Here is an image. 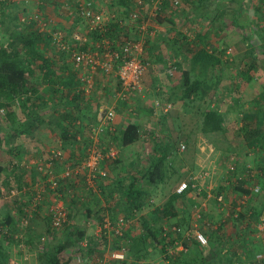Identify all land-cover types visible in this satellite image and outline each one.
Here are the masks:
<instances>
[{"label":"crops","instance_id":"obj_1","mask_svg":"<svg viewBox=\"0 0 264 264\" xmlns=\"http://www.w3.org/2000/svg\"><path fill=\"white\" fill-rule=\"evenodd\" d=\"M23 1L25 4V0H6L7 4L11 5V10L14 3L21 5ZM91 1L94 3L95 8L101 10L105 7L110 8V6L104 5V0ZM227 1L231 2V0H226V3H228ZM29 2L36 11L41 12L45 17L51 18L57 28L66 32L74 29L78 30L77 26L81 20L77 16H72L69 12L75 6L74 0H29ZM110 2L112 3L110 5L119 8L117 14L120 15L121 12L122 17H124V28L131 33V35L128 34L130 37H134L133 32L135 30L125 21L128 1L125 5L120 4L119 0H111ZM260 3H262L263 9L260 8ZM179 4L180 7L176 10L174 8L163 7L160 10V14L156 17L157 21L153 19L149 21L147 27L148 35L145 38L144 60L149 66L148 70L149 68L155 67V71L143 75L141 89L138 93L139 95L141 94L140 97L137 94L131 93L128 95V99L122 102V100L115 97V93L119 92L116 79L111 76H103L102 74L100 76L98 74L93 75L95 82L94 91L96 92L95 102L98 104V111L102 106L105 107L111 104L109 103L111 102L109 100L111 97L113 98V103L116 102V107L111 105L114 107L115 112L112 121L115 132L113 134L104 133L99 136V144L102 147L107 146L110 149H115L113 147L115 146L113 137L114 135L116 137L128 122H135L140 125V132H143L141 133L140 140L145 137L149 139L150 136H153L151 130L157 128L156 122L159 120L162 123V119L164 120L165 118L172 119L170 116L171 112L179 114L183 111L200 115L207 107L220 108L224 113L225 129L230 130L232 134H235V131L239 134L238 131L243 126L241 114L257 115L260 111H264V17L258 14V12L264 13V0H251V21L248 20L249 24L247 25H244V23L240 25V10L232 9L228 6L225 7L224 0H181ZM244 7L248 8L247 0ZM6 14V12L0 9V38L9 32V28L5 30V24L8 25V23H5ZM256 14L260 17L259 24L257 23L258 21H255ZM244 16L249 17L248 12ZM151 21L152 23H150ZM240 32L243 35H239L241 34ZM228 48L231 49L229 53ZM44 49V57L47 61L45 64H39L49 66L51 63L56 70L59 69L58 72L60 75L64 73L61 70L62 68L64 71L72 70L68 57L49 50L47 47ZM197 49H204L209 52L211 50L220 52V65L218 71L214 74L215 77L211 80H205L206 83L217 81L218 87L217 90L208 92L207 94H202L204 90L201 87L200 91H197L193 95V101L184 104L178 100V97L182 93L181 72L190 70L191 58ZM251 59L253 60L251 61ZM251 63L255 64L252 70ZM165 65L169 66L170 70H172L171 72L169 70L168 74H166ZM260 67L263 69L261 74L258 72L261 71ZM35 68L36 74L32 73L33 75H30L29 78L30 83L36 86L37 95L40 97H47V95L53 97L51 94H54V92H51V85L49 83L51 78L46 79V69L43 68L44 70L42 69L40 71L37 67ZM235 68H238L237 72ZM190 77L192 79L194 78L192 75ZM74 86L77 88L76 80ZM97 87L99 88L98 90ZM202 95L204 97H201ZM46 97L43 100L46 101ZM53 100V103L47 104L46 107L41 104V107H44V110L42 109L41 112L44 123L36 131L28 135L26 133V135L22 136L18 131L20 129L18 127L22 124L21 121L25 119L22 111L14 110L16 121L14 123L10 121L6 123L7 130H11L10 132H14L15 134L19 133L18 137H8L6 140L7 146L4 143L0 151L1 156L6 159L3 163L5 169L2 175L3 177H0L2 178L1 180L5 181L13 173L16 178L12 176L14 182L8 184L7 187L10 188L12 186L21 192L23 189H30L36 183L35 181H37L38 175L34 173L32 166L27 168L19 166L17 163L27 164L33 160H46L50 148L53 146L51 145L50 147V142L53 143L50 140V136L56 138L51 134V130H55V134H59V130L54 124L64 125V121L60 116L64 114L65 105L63 107V105L61 106L55 100L58 107L55 106L54 108L55 104ZM156 100L160 102L161 106L169 105L170 109L164 112L162 107H154ZM88 101L89 99L87 97H82L79 106L81 108L88 106ZM104 101L106 102L104 103ZM53 110L55 111V116L54 122L52 123L49 120L52 119L50 115L51 112L53 113ZM89 111L84 112V118L81 121V125L79 124V132L75 133L77 142L81 138L83 140L87 134L89 135L91 128L97 125V119L95 118V121H93ZM116 111L118 112L117 114ZM125 111H129L130 114L126 113L124 115ZM234 113L237 114L236 117H234ZM160 114L164 116H158ZM238 119H240V122H237ZM41 132L43 133L41 134ZM231 136V134L229 135L227 133L225 138H222L221 144H234V139H230ZM242 142L240 140L239 144ZM57 144L59 145L60 141H57ZM80 146L81 143L75 148L72 147L73 149L70 148V150L74 152L73 154L77 155L78 149H81ZM64 152V156L68 157L69 150H64ZM115 152L117 153L118 151ZM221 155L218 154L222 158ZM258 155L259 153L257 152L256 156L258 158H254V154V159L252 160L253 166L255 168V166L259 165L261 170H257L256 173H259V171L262 173L263 171L264 174V157L262 158ZM71 159V162H74V160L78 161L76 156ZM80 161L82 162V160ZM130 164H132L131 171L132 169H136V158L132 157L127 166H130ZM127 166L126 168L123 166L120 169L121 177L124 178L123 183L125 184L128 183L129 179V174L126 172ZM192 168V165H189L188 169L191 170ZM55 170L60 172L61 167L56 166ZM216 173L219 172L205 173V175L210 176ZM115 178V172L108 167V178L96 183L93 188H87L80 180L74 182L72 189L73 196L71 200L65 203L68 212V221L62 229L56 232L54 244L65 242L70 238L75 239L79 237V234L82 235L81 238L83 239L74 245V247L61 253L60 259L65 264H100L97 262V258L106 257L107 254L118 249L122 250V247L125 249L124 260L107 262V264H186L191 260L194 262L202 257L208 256H212L215 259L211 264H226L227 260L232 264H250L251 256H255L257 252L263 251L264 249V228L259 227V223L256 222H252L247 228V225L240 219H237L236 214L240 212L244 216L245 210L249 209L250 206L253 207L255 206L254 204L264 203V198H261V196L256 197L254 203H249L245 206L246 202L244 203L242 199H239L237 197L238 195L235 193H227L228 188H230L227 181H224L223 184L218 182L221 186L213 188L215 184L214 186H208L207 184H203L204 181L202 180L203 183L202 181L197 182L199 188H201V192L197 195L196 190H192L188 194L194 200V210H187L182 203L177 201L176 216L165 221L154 222L152 221L154 215H151L150 211L160 209L165 201L162 204L156 203L153 206L152 204L145 205L141 210L136 211L126 218V202L115 193L111 197L107 196V190L111 188V184H113L112 182L115 181ZM159 185L155 186L154 190L160 189ZM209 188L212 190L215 189L216 192L220 188L223 189L224 191L222 192L226 193L225 196L228 200L224 201L220 206L215 204L213 200L206 199L202 192L207 193ZM31 197V193L29 194L28 192L26 195L20 194L19 197H14V201L21 202L23 205L20 204V208L23 209L29 205L28 200ZM47 197L48 193L45 195L43 205L39 209L40 211L37 209L39 212L32 214L30 223L28 222V225H30L29 228L32 224L38 223V220L42 219L45 222L44 216H46L48 204ZM12 199H9L10 205L8 204L6 206L4 215L11 214V223L13 221V223L19 225L17 220L19 222L21 218L18 219L15 217V213L19 209L17 211L16 209L12 210L13 207L17 206L14 205L15 203L12 204ZM232 201H236V204L239 206L232 207L230 204ZM242 206H244L243 209ZM120 218L127 221L123 231V239L116 238L113 234L105 236L100 234L99 228L104 219H107L113 224ZM143 222H150V227L154 228L153 236L148 240H145V238L140 239V236H144L146 233L143 230ZM67 226L72 228V235L65 231ZM173 227H178L177 229L179 231H170ZM160 231L162 235H160ZM195 231L201 232L206 236L207 245L205 247H201L196 241L194 237ZM46 234L44 233L39 238L36 235L28 236L25 233L23 237L25 240L30 239V242H33V239H39L40 241L42 238L47 240L49 235L46 237ZM163 236H166L164 242H167V245H164V249L161 248V237ZM23 244L24 247L22 246L18 249L14 245L6 244L10 250L9 264H38L37 255L43 245L40 248L31 250L27 246L29 244L26 241H23ZM145 245L151 249L148 248V252L144 254L142 253V246ZM155 250L157 253H155Z\"/></svg>","mask_w":264,"mask_h":264},{"label":"trees","instance_id":"obj_2","mask_svg":"<svg viewBox=\"0 0 264 264\" xmlns=\"http://www.w3.org/2000/svg\"><path fill=\"white\" fill-rule=\"evenodd\" d=\"M120 4H124L127 2L126 0H119ZM181 2V0H179ZM21 5H24V1L21 3ZM1 10L6 12L5 16V30L10 28L11 26L18 29L19 26H17V23H19L22 18H28L32 17L31 13L28 12L27 9L24 8V6H20L18 3H14L12 6V10L10 9L11 5L7 4L6 0H2L0 2ZM163 7L167 8H174V10L179 9L180 4L176 7H173L169 5V3L164 4L161 6L160 10ZM126 9H128V2L126 5ZM160 10L158 15L160 14ZM39 12V11H38ZM225 12V11H224ZM258 12V11H257ZM259 15L264 17V13L258 12ZM256 14L255 21H258L259 24V15ZM157 15V16H158ZM241 15V12H240ZM39 17H43V14L39 12ZM156 16V17H157ZM156 17L153 19L155 21ZM73 19V17H72ZM4 23V22H3ZM249 24L248 21L244 23V25ZM15 29V30H16ZM6 32V31H5ZM14 33V36H8L7 42L5 44H0V109L3 110V117L0 116V151L2 150V147L5 143L7 146V138H14L18 137V134L20 133L22 136L27 135L33 131H36L42 123H44L43 115L40 111L37 109L41 108V104L39 103L42 101L40 100L41 97L37 95V89L36 86L30 83V75H33L32 73L36 74V68L37 67L40 71L44 68L45 70V76L46 79H50L49 81L52 90L51 92H54L53 97H49L48 101L43 104L44 107L47 106L48 102L52 103V100L54 101V108L55 106L58 107L57 102L64 108V114L61 117V119L64 121V125L55 123V127L59 130V134H55V130H51V134L54 135L58 141H60L61 149L63 154L65 153L64 150H69L68 157L65 156V160L69 162L72 165L79 164L83 159L85 158L86 151L91 147V141L89 138V135L87 134L83 140H79V142L76 141L75 133L79 132V126L81 125V121L84 118V112L89 111V114L93 118L92 120L95 121V118L97 119L98 114V104L93 101V98L90 100V97L83 93L82 90L77 89L81 83L78 79V73L76 70L72 69L70 71H64L63 70L61 75L59 74V69L56 70V68L50 63L49 66L47 65H41L39 63L45 64L46 58L45 55V47H47L49 50H52L54 52H57L55 48L50 44V37L47 36L46 33H41L35 23L34 20H31L30 22L25 25V30L20 31V34ZM124 35L128 39H138V35L136 32H133L135 35L134 37H130V32H128L127 29H125L123 26H119L117 23H110L108 26V30L105 33V37L108 40H111L113 37L117 35ZM129 34V35H128ZM99 36V35H98ZM97 35L93 36V40L98 39ZM175 43V42H174ZM146 46V44H145ZM145 48V47H144ZM59 53V52H58ZM64 55V54H63ZM220 52L211 50L210 52L204 49H197L195 53H193L191 62H190V70L188 71H182L181 72V85H182V93L181 96L178 97L179 101H182L184 104L191 103L193 101V95L197 93V91H200V88H203L202 94H207L208 92L217 90L218 82H207L205 80H211L214 78V74L218 71V67L220 65L219 60ZM253 59H251L252 61ZM33 67V68H32ZM255 67V64L251 63V70ZM43 69V70H44ZM39 70H37L39 72ZM60 70V71H61ZM190 75L194 76L192 79ZM76 80V87L74 86V82ZM225 91V90H223ZM217 93V91H216ZM85 96L88 101V106H85L81 108L79 106L80 100L82 97ZM201 97H204L203 95ZM39 103H36V102ZM125 102V101H122ZM160 104V102H159ZM14 105H16V108L23 112L25 115L24 121H21L20 129H18L19 133L15 134L14 132H10L11 130H7L6 123L12 122L14 123L16 121V117L14 114ZM42 106V108H44ZM93 108V110H92ZM56 110V109H55ZM151 112V111H150ZM262 113V114H260ZM47 115V114H46ZM54 116L55 111L53 110V113L51 112L50 115V122H54ZM201 120L199 121L198 131L205 137L212 136L215 134H219L222 137L226 136V129H225V122H224V113L219 108H211L207 107L205 111H203L200 115ZM241 120L243 126L238 131V135L241 140L243 141L239 145H244L248 152L252 151L255 152L254 154L259 153L258 156L264 154V111H260L257 115H250V114H241ZM25 123V124H23ZM78 126H77V125ZM80 124V125H79ZM13 129V128H12ZM115 132V130H114ZM114 132H107L108 134H113ZM140 125L135 122H128L124 127L119 131V133L114 135L113 141L114 144L117 146V154L114 160L106 161L107 170L108 167L113 172H116L115 170L119 168L120 163V151L127 147L134 146L137 142L140 141ZM241 135V136H240ZM176 141V140H175ZM185 142V139H183ZM217 141V140H215ZM215 141H211L212 143ZM222 141V140H221ZM177 142V141H176ZM81 143L80 150L78 149V154H73L74 152L70 150V148H75L79 146ZM221 143V142H220ZM154 148H152V153L148 157V165L146 168L142 170H132V164L130 166H127V171L129 174L128 183H123L124 178L121 177V173L117 174L115 181H113L111 184V188L108 189L107 196L111 197L114 193L120 197L123 201L126 202V209H125V217L127 218L129 215L134 214L136 211L141 210L145 205H151L152 201V193L157 185H161L167 182L169 179L168 174V168L171 167V164H167V156L169 153L168 151H173L174 144H163L162 142H155ZM225 144V147L222 149L217 146V144H214V150L220 151V155L224 159H229V155L232 154L234 151L231 148L230 145L227 143ZM5 146V147H6ZM72 148V149H73ZM116 148V147H115ZM6 149V148H5ZM108 150L107 146L101 147V151L104 153ZM247 152V157H249V163L242 165L241 174L244 171V174L247 172V165L252 164L253 165V159L258 158L256 155L255 157L253 155H249ZM76 156L78 161L71 162V158ZM253 156V157H251ZM221 158V159H222ZM6 159L1 156L0 154V176L3 177L5 165L3 164ZM231 164H236L237 161L230 158ZM19 164V163H17ZM264 167V164H263ZM123 168V165L121 166ZM126 168V167H125ZM251 169L256 172L257 170H261L260 166H251ZM173 170V168H172ZM124 171V169H123ZM235 172V171H233ZM231 174H236L235 173ZM36 173V172H34ZM172 173V172H171ZM14 173L12 176L14 177ZM263 171L262 173L259 171L257 173V184L260 187V192L258 195H254L250 193V190L248 188L249 179L244 180H238L237 178V184H230V188H228L229 194L235 193L238 195L239 199H242L244 201L245 206H247L249 203H254L256 200V197L261 196V198H264V180L263 178ZM9 177L8 179L1 180L0 179V187L9 190L8 184L14 182V178ZM32 176V175H31ZM206 178V177H205ZM205 178H200L199 181L204 180ZM16 179V178H15ZM17 181V180H16ZM191 182V181H190ZM193 182V181H192ZM179 184V183H178ZM164 187V186H163ZM175 190V189H174ZM172 191L169 193L168 197L166 198L163 205H161L160 209H154L150 211L151 215L153 216L154 222L156 221H165L169 218H172L176 216V203L179 201L182 203V198L175 194V191ZM191 189L187 190L185 194L190 192ZM203 191V190H202ZM223 189H219L216 195H223L224 201H227L228 199L225 197ZM197 192V191H196ZM201 192V191H199ZM197 192V195L198 193ZM31 192H29L30 194ZM203 196L206 198V193L202 192ZM251 195V196H250ZM2 194L0 190V201L2 200ZM244 196V197H243ZM250 196V197H249ZM255 197V198H252ZM44 201V200H43ZM43 201L39 202L37 204L36 210L33 213L39 212L40 208L43 205ZM214 201V200H213ZM12 204H14L16 207H13V209H16L19 216H24L23 209L20 208V204L23 205L21 202H15L14 198L12 199ZM31 202V200H28V204ZM48 202V200H47ZM215 204L216 201H214ZM236 201H232L231 206L237 207L239 205L236 204ZM255 206L249 207V209L245 210V215L241 214L240 212L237 214V219H240L245 225H247V228L251 225L252 222L259 223L260 217L264 214V203H257L254 204ZM244 206H242L243 209ZM39 211H38V210ZM235 212V211H234ZM233 212V213H234ZM11 214H6L2 218L0 217V225H2V229H0V264H9L10 250L8 249V246L6 244H10L11 246L14 245L18 249V245L20 243L19 239H15L14 236L18 235V227L19 225L11 223L12 217ZM16 215V213H15ZM234 215V214H233ZM46 218V216H44ZM45 224L49 228L48 224V218H46ZM247 221V222H246ZM179 228L180 226L177 225ZM6 227L5 229H3ZM177 227V228H178ZM66 232H69L70 235H72V228L67 226L65 228ZM143 230L146 231L144 236H140L141 238H145V240H148L153 236V230L154 228L150 227V222H143ZM75 231V230H74ZM53 232H57L54 231ZM162 232L160 231V235ZM75 234V233H73ZM47 235V234H46ZM82 235L79 234V237H76L75 239H67L65 242H61L58 244H46V246L41 247L40 252L37 255V261L38 264H65L64 261L62 262L60 259V255L63 251L74 247L80 240ZM124 233L122 237L116 236V238L123 239ZM166 237V236H165ZM164 236L161 237V248L164 249V245H167V242H164ZM39 240V239H38ZM144 240V241H145ZM23 241H26V243L30 244V239L21 240V243ZM9 245V246H10ZM200 256V254H199ZM215 260L212 258V256L208 257H202L198 261H194L193 264H211L212 261ZM187 264V263H186ZM226 264H232L229 260H227ZM250 264H264V259L257 260L255 256H251Z\"/></svg>","mask_w":264,"mask_h":264},{"label":"built area","instance_id":"obj_3","mask_svg":"<svg viewBox=\"0 0 264 264\" xmlns=\"http://www.w3.org/2000/svg\"><path fill=\"white\" fill-rule=\"evenodd\" d=\"M127 1L128 9L126 19L129 26L138 35V39L136 40L128 39L121 34L108 40L105 37V33L108 30L109 24L117 23L119 26L124 27L125 23L118 20L113 14L95 8L91 0H74L75 6L70 10V13L76 15L85 26L84 33L75 30L66 35L58 28L50 29L48 26H51V24L46 23L47 21H40L38 15L33 17L39 31L46 33L50 37V44L57 52L66 55L71 63L72 69L79 72L78 79L81 83L79 90H82L86 95L93 88V82L90 77L95 70H98L104 76H111L116 79L119 92L115 93V97L118 99L126 101L129 94L138 93L141 89L143 75L148 67L147 62L144 60V46L145 38L148 35L147 27L149 21L158 15L161 6L164 4L169 3L173 7L179 5V0ZM146 8L148 10L147 12ZM94 35H99L97 40H93ZM154 107H162L164 112L170 108L169 105L161 106L157 101L154 103ZM3 114V110L0 109V116L3 117ZM114 115L113 106L99 109L97 125L91 128L89 133L91 147L86 151L85 158L81 163L72 165L67 162L61 147L56 146L49 151L45 161H30L27 164H18L19 166L27 168L32 166L33 171L38 175L37 182L30 189L26 188L21 192L16 189H9L7 191L0 187L2 199L7 198L8 200L20 194L26 195V193L31 192V202L22 210L24 216L21 217L18 223L20 227H27L28 221L36 210L37 204L43 201L45 195L48 193L46 218H48L49 228L52 231L62 229L68 221V212L65 203L71 200L73 196L72 189L74 182L80 180L87 188H93L96 183L108 178V170L105 165L106 161L114 160L117 153L110 148L103 153L101 151L102 146L99 144V136L107 132H114L112 126ZM183 150L184 145L179 144L178 151L182 152ZM56 166L61 167L59 173L55 170ZM246 168L247 172L244 177L253 179L257 173L249 165ZM233 170L234 168L230 166L229 171ZM200 178L204 177L201 176ZM241 179V177L238 178V180ZM248 188L250 193L254 195H258L260 192V187L257 182L250 183ZM189 189L191 191H201L195 178H190L186 182H180L174 191L175 194L182 198V204L187 210H194V200L188 195L189 192L185 194ZM207 198L210 199V195L206 193ZM213 200L220 206L224 202L223 195H215ZM126 224L127 221L123 218L118 219L113 224L107 219H104L99 231L103 236L113 234V236L122 237ZM259 225V227L264 228V214L259 219ZM0 229H2V225H0ZM170 231L178 232L179 230L173 227ZM194 237L201 247L207 245V238L203 233L195 231ZM14 238L20 240L17 247L21 248L23 246V243H21L23 233L18 231V235H15ZM43 241L44 239L41 238V242ZM124 254L125 249L122 247V250L118 249L117 251L110 252L106 257L97 258V262L107 264V262L123 261ZM255 258L257 260L264 259V249L263 251L257 252Z\"/></svg>","mask_w":264,"mask_h":264},{"label":"rangeland","instance_id":"obj_4","mask_svg":"<svg viewBox=\"0 0 264 264\" xmlns=\"http://www.w3.org/2000/svg\"><path fill=\"white\" fill-rule=\"evenodd\" d=\"M254 1H258V0H254ZM227 2L228 3H226V0H224L225 7L228 6L232 9H239L240 10V12H241V16H240V12H239V16L241 17L240 18V25H243L242 23H245L248 20L251 21V0H247L248 8L244 7L246 0H231V2H229V1H227ZM103 3L105 6H107V5L110 6V8L105 7L103 9L105 12L110 13V11H111L110 14H113L118 20H120L121 22L122 21L124 22V20H123L124 17H122L121 12H120L121 16L117 14V11H119L118 7L115 8L113 5H110L112 3L108 0H104ZM260 4H261L260 8L263 9L262 3H260ZM23 6L25 7V9L28 10L29 13L32 14L31 15L32 17L22 18V20L19 23H17V26H19L18 29L11 26L9 28V32L7 34H4L0 38V44H5L7 42L8 36H14V33L20 34L21 29H22V31H24L25 25H27L28 22L33 20L34 16L39 15V12L36 11L35 8L30 5L29 0H25V4ZM246 12H248L249 17L244 16V14ZM72 16L76 17V15H72ZM225 16H226V13H225ZM38 19L42 22L47 21L46 23L51 24V26H48L50 29L57 28L53 24L51 18L43 16V17H39ZM245 19H246V21H244ZM125 21H127L126 18H125ZM75 27H76V25H75ZM77 27H78L77 31H79L81 33L85 32V26L83 25L82 22L78 23ZM58 29H60V28H58ZM46 30H49V29H46ZM60 30L64 34L68 35V34L72 33L73 31H75L76 29L71 30L70 32L69 31L66 32L62 29H60ZM240 33L241 34H239V35H243L242 32H240ZM227 50H228V53L231 52L230 48H228ZM51 58H53V57H51ZM247 60H248V58H247ZM148 67L146 69L145 74L146 73L148 74L149 72L153 73L155 71L154 70L155 67L149 68V70H148ZM164 68H165L166 74H168L170 67L165 65ZM235 69L237 72L238 68H235ZM260 70L261 71H258V72L261 74L263 72V69L260 67ZM160 71H161V69H160ZM171 71L172 70H170L169 72H171ZM83 74H84V72H83ZM95 74H98V76H100V74H102V73L99 72L98 70H95L94 73H92V76L90 77L92 82H93V88H92L91 92L87 94V96L91 97L90 100L93 98V101H96V92L94 91L95 82L93 79V75H95ZM98 89L99 88L97 87V90ZM138 93H136V94L140 97L141 94L139 95ZM48 96L49 95H47V97L42 96L40 99L42 101L40 103L37 101L36 103H39V105L46 103V101H48V99H49ZM45 97L47 98L46 101L43 100V98H45ZM83 97H85V96H83ZM109 100H111V102H109L111 104L106 105L105 107L102 106L101 108H108V106L110 107L111 105H114V107H116V104H115L116 102L113 103V98L111 97ZM109 100H106V101H109ZM106 101H104V103ZM157 102H159V101H157ZM50 103H51V101H50ZM50 103L48 102V104H50ZM14 106H15L14 110L19 111V109L16 108V105H14ZM42 109L43 108L41 107L37 110L42 112ZM117 113L118 112L116 111V114ZM126 113L130 114L129 111H125L124 115H126ZM260 114H262V113H260ZM198 115L199 114H192V113L183 112V111L180 112L179 114L171 112L170 116L172 117V119L165 118L164 120L162 119V123L159 120L156 122L157 128L155 130H153V129L151 130V132H153V136H150L149 139H147V137L141 138V140L139 142H137L134 146L127 147L125 150L120 151V158H122V159H120L121 164L119 165V168H117L115 171L117 173L118 172L120 173V169H122L121 166L123 165L125 168L129 164V160L132 157L136 158V161H137V168L136 169L139 171L140 169L142 170V169L147 167L148 157L152 153V150H153L152 148H154L153 143L162 142L163 144L167 145V144H171V143L174 144V142H175L174 149H173V151H171V150L168 151L169 153H167L168 156H167V160H166L167 164L168 163L171 164V167L173 168V170H172V168L170 169V167H169L168 168V174H167L169 176V179L167 180V182L164 183V185L163 184L159 185L160 189L153 190V193H152L153 197H152V202H151L152 206L156 205V203L162 204L166 200V198L168 197L169 193L172 192L174 189H176L178 183H180L182 181L186 182V180H189L190 178H195V180H197V182H198L201 176L204 178L206 177L207 179L205 178L203 180L204 183H203V181H202V183L205 185L207 184L208 186H214V184H215V187H213V188H218L219 186H221L220 184H218V182L223 184L224 181H227L228 183L230 182V184L235 185L238 177H241L242 178L241 180L249 179L248 183H250V182L255 183L256 182V180H255V179H257L256 176L254 177L255 179H251V178H247V177L245 178L244 177L245 176L244 171L241 174L242 165L245 163L246 164L249 163V160H248L249 157H247L248 149L244 145H239V141L241 139L239 138L238 135H236V131H235V134L234 133L232 134L230 132V130L226 131V134L229 133V135L230 134L232 135L230 137V139H234V144L233 143L228 144L231 146V148L233 149L234 152L229 155L230 156L229 159H227V158L221 159V157L218 156V154H220L221 152L214 150V145L211 143V141L217 140L213 143H216L217 146L222 149L223 147H225V144L220 143V142H222L221 140L223 137L219 134H215V135L208 136V137L203 136L198 131V126H199L198 120L200 119ZM236 115L237 114L234 113V117H236ZM155 116H157V115H155ZM158 116H164V115L160 114ZM237 122H240V119H238ZM160 124H162V125L159 126ZM233 126H235V125L233 124ZM42 133L43 132H41V134ZM183 139H185V142L183 141ZM50 140L53 141V143L50 142V147H51V145H53L50 148V150H51L56 145V142L58 140H57V138H53V136L52 137L50 136ZM179 144L184 145V150L182 152L178 151ZM56 146H61V144H59V145L57 144ZM113 147L114 148L116 147L113 150L117 151V146L115 145ZM248 153H249V155L254 156L255 152L250 151ZM253 156H251V157H253ZM260 156L262 158L264 157L263 154ZM231 157L233 160L235 159L237 161V163L235 165L231 164L232 163L230 161ZM33 161H35V160H33ZM189 165H192V167H193L191 170L188 169ZM230 166H232L234 168L233 171H235L236 174H231L233 171H229ZM249 166L253 167L252 164H250ZM136 169H132V170H136ZM116 172H115V175L117 176ZM211 172H219V173H216L215 175L211 174L210 176L204 175L205 173H211ZM235 172H233V173H235ZM0 179H2V178H0ZM261 179L264 180V176ZM35 182H37V181H35ZM230 184L228 185L229 187H230ZM11 188L15 189L12 186L9 189H11ZM207 191L209 192V193L208 192L207 193L210 195V199L213 200L214 196L217 194L216 190L215 189L212 190L211 188H209ZM224 195H226L225 192H224ZM19 196L20 195H18L17 197H19ZM8 204L10 205L9 200L7 198L2 199L0 201V209H1L0 210V217L1 218L4 216V213L6 212L5 208H6V206H8ZM15 217L20 219L22 216H19L18 213H16ZM38 221H39L38 223L35 222L36 224H34V225L32 224V226L30 228H29L30 225H28V227H24V228L20 227V226L18 227L19 232H21L23 234L26 233L28 236L36 235L37 237L40 238V236L44 235V233H47V235H49V238L47 240H44L43 242H41V240L39 241V240L33 239V242H30V244L27 245L28 247H30L31 250H34V248H40L41 245L46 246V244L52 245L55 243L54 239H55L56 232L54 233L52 230H50V228L47 227V225L45 224V222L42 221V219L38 220ZM28 222L30 223V220ZM17 223H19L18 220H17ZM31 231H32V233H31ZM54 231H56V230H54ZM47 235H46V237H47ZM23 247H24V244H23ZM148 248H150V247H147L146 245L142 246V253L145 254L146 252H148ZM155 253H157L156 250H155ZM217 262H218V260H217ZM193 263L194 262L192 260L190 262H187V264H193Z\"/></svg>","mask_w":264,"mask_h":264}]
</instances>
